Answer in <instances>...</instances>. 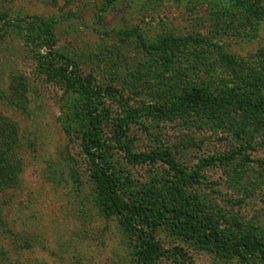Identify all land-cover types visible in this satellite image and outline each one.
<instances>
[{
  "label": "rangeland",
  "instance_id": "1",
  "mask_svg": "<svg viewBox=\"0 0 264 264\" xmlns=\"http://www.w3.org/2000/svg\"><path fill=\"white\" fill-rule=\"evenodd\" d=\"M74 69L127 122L114 155L126 200L168 202L232 239L264 241V111L242 106L264 98V0H0V162L10 176L0 264H136L135 238L104 210L69 120ZM195 87L243 103L179 110ZM157 150L200 181L147 161ZM156 238L157 264H246L173 227Z\"/></svg>",
  "mask_w": 264,
  "mask_h": 264
},
{
  "label": "trees",
  "instance_id": "2",
  "mask_svg": "<svg viewBox=\"0 0 264 264\" xmlns=\"http://www.w3.org/2000/svg\"><path fill=\"white\" fill-rule=\"evenodd\" d=\"M162 48V45L147 47ZM76 69V68H75ZM68 76L71 91L76 98L71 104L70 121L81 134L82 148L89 162L90 175L95 182L96 190L102 200L107 214L116 215L120 223L130 229L135 238L136 264H157L156 257L159 244L156 233L164 227H173L187 236L200 239L208 244L214 252L222 257H238L246 264H264V241L256 238L232 239L216 225L215 219L201 215L191 209L146 199H128L123 197L121 176L116 170L115 150L122 148L126 141L127 122L116 123L114 110L110 106V94L99 87L92 77L76 74ZM235 102V103H234ZM233 97H219L206 92L202 87L187 90L179 102V110L204 111L213 115L216 111L231 104L239 105ZM243 103V102H241ZM243 107L252 111H264V98L258 101H247ZM132 117V116H131ZM8 142V139H7ZM2 144L0 142V152ZM146 160H161L175 174L174 178L186 184H197L198 173H188L168 151L157 150L145 155ZM4 164L0 162V187L9 183L10 176L3 177ZM259 262H253L256 259Z\"/></svg>",
  "mask_w": 264,
  "mask_h": 264
}]
</instances>
